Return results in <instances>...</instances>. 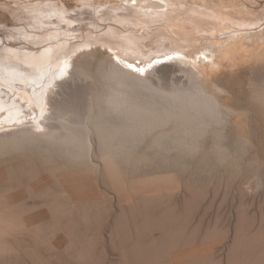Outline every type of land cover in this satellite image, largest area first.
<instances>
[{"label": "rangeland", "instance_id": "obj_1", "mask_svg": "<svg viewBox=\"0 0 264 264\" xmlns=\"http://www.w3.org/2000/svg\"><path fill=\"white\" fill-rule=\"evenodd\" d=\"M100 1L105 8L122 0ZM168 1L174 12L161 21L171 16L175 24L157 23L143 42L153 57L142 63L143 54L130 52L127 59L116 40L102 37L108 22L98 19L75 37L60 35L68 59L95 53L84 56L75 77L67 63L44 84V96L62 102L58 114L22 100L13 117L0 108V133H19L0 137V264H264V0H187L196 11H184L185 0ZM64 2L80 11L93 0H0V36L17 42L9 34L15 26L25 31L20 24L55 31L30 27L34 20L18 11L47 3L67 10ZM238 25L242 31L232 32ZM175 31L200 41L172 43ZM165 39L167 48L156 46ZM204 42H218L209 57ZM186 46L193 56L182 53ZM113 68L125 71L124 82H152L160 93L151 98L165 117L125 130L103 100L118 85L106 75ZM199 84L213 96L214 113L180 116L167 106L170 91ZM134 91L150 99L145 89ZM50 111L55 117L44 118L51 126L44 130L39 121ZM70 119L87 121L85 145L62 138Z\"/></svg>", "mask_w": 264, "mask_h": 264}, {"label": "bare ground", "instance_id": "obj_2", "mask_svg": "<svg viewBox=\"0 0 264 264\" xmlns=\"http://www.w3.org/2000/svg\"><path fill=\"white\" fill-rule=\"evenodd\" d=\"M123 1H125V4H122ZM95 2L99 3L98 7L94 6L95 9H90L92 4L94 3L93 0L92 4H89L86 8H83L80 11L78 7L76 10H74L75 8L74 6L71 7L67 5L65 2L64 3L67 5V7H69V8L66 7L67 10L62 6L54 7V5L47 3L45 4V7L36 9L34 12H30L31 10L28 11L29 8H27L25 12H23V10L21 12L18 11L20 13V18L23 17L26 19L29 17L30 19L34 20V24L31 21L28 23L30 27H38L39 25H41V26H46L45 29L55 28L54 29L55 31H51V33L47 32L40 34V33H36L35 30L34 31L32 29L28 30L24 24H20L19 27H21V29L25 31H20V28L15 26L13 29H16L17 33L10 32L9 34L10 37L14 38L15 41L16 39H18L17 42L14 43L9 42L8 38L7 41H5L3 36H0V85L2 88L4 87L7 89V90L4 89L5 91H3L2 93L3 95L0 94V108L4 109V111L10 112V114L11 112L18 113L22 108L21 107L22 105H20L22 100L24 101V104L26 103V101H29V104L31 105L32 108H34L35 106L38 107L41 113H43L45 109H50L51 105L53 107V110L55 109L54 107H56L55 109L56 111L60 109V107L62 106V102L59 99H57L56 97H50L46 94H45L46 96H44L45 93L44 90H46L45 89L46 85L44 84L52 80L54 73L60 72V68L64 69L67 63L70 65L71 68L70 70L71 73L69 74L73 75L74 73H72V71L73 72L76 71L77 73L81 68L84 67V63H83L84 56L95 53L94 50H90V52L85 51L75 56L74 59L73 58L68 59L67 55H64V49L66 46L64 45V43L60 44L59 42V40L61 39L60 35L62 32H65L66 34L60 41L67 40L69 36L72 35L75 37L77 33H80L82 31V29L80 28L85 29L86 25L89 24L93 25L94 21L97 22L98 19H102L101 21L108 22L107 25L104 26V32H103L104 34L102 35V37H104L105 40L109 41V43L116 40L119 43V47L122 50V52L123 53L127 52L126 54L127 59L132 60L131 58H129L131 54L130 52L132 53L139 52L143 54L142 56H140V58L138 57L139 58L138 60L143 63L144 59L146 58L145 56L153 57V55L150 52V48H149L150 45H148L146 48L145 46L146 44H144L143 42H147L148 41L147 39L154 36L155 32L153 33L151 31L153 29L155 30L156 26L158 27L157 23L161 25L167 23L168 27L175 24L171 22L173 19V17L171 16L169 19L166 18V20L161 21L163 19L162 16H165L169 12H174V8H171V6L170 8L168 7V5L170 4L168 0H122L120 2L107 1L106 2L107 6L105 5L106 6L105 8L103 6L105 2H102L100 0H95ZM180 4H183L184 11L190 9L189 6L191 5L194 6L195 11L196 8H198L197 6H195L197 3L195 2L190 3L187 0L183 2L180 1ZM214 15L217 14L215 13ZM159 21H161V23ZM241 24L239 23L240 26ZM95 25L96 24H94V26ZM98 25L100 24L98 23ZM118 25L124 27L125 30L123 31L118 30L116 28V26L118 27ZM239 25L238 28H233L232 32L242 31ZM227 27L228 25H226V29ZM179 28L180 29L183 28L182 29L183 31H188L189 29L188 27H181V26H179ZM175 32L174 34L171 33L172 35L170 34L172 43H174L173 41L175 40L176 37L177 39L180 38L184 40V42L187 45L194 40L200 41V38L198 37H197L198 39L196 38L192 40L189 38V36H185L180 31L176 33ZM201 32L205 33L206 31L205 32L201 31ZM160 35L164 36L163 34ZM206 35H210V34H206ZM175 42H177V40ZM207 42H204L203 44L200 43L199 45L202 46L203 53L205 54V56L209 57L210 55L208 53L214 54L215 52L212 51V49H210V46H216L218 42H209V43ZM159 44L161 47L163 46L162 48H167L169 46L168 40L166 39L163 42L161 41V43L156 42L157 47L159 46ZM109 45L112 48H117L116 46H114V43L113 45L111 44ZM191 47L186 46L185 49L187 50V52L186 51L182 52V50L181 52L186 55L193 56L194 50ZM198 51L199 49L195 50L196 53H198ZM212 63L214 64L215 60H212ZM53 65L56 66L54 70L52 69ZM168 66H170V64ZM172 67H170V69ZM114 69L115 68H113V70L111 71H107L106 75L109 78H111V80L112 78H118V85L117 86L115 84H114L115 86L110 85L109 90L107 92L105 91L106 93L103 94L104 95L103 100L106 103V106L108 105L106 109H111L112 112L114 113L117 112L121 114L122 119L124 120V125H125L124 127H126V129L122 127L123 129L125 130L129 129L131 131H134L137 130L142 125H144L145 123L147 124L149 122H154L159 118L165 117L164 115L167 114L166 113L167 111L164 110L161 111V109L156 107L155 102L151 98V96L160 93L159 89L155 85H153L152 82L151 83L148 82L146 83V81L140 82V80L138 79L139 80L138 81L136 80V78L130 81L128 80L129 81L128 83L124 82L123 78L125 71L120 73L122 70L119 72V68L118 71ZM60 81L58 83L59 85L65 80H62L61 82ZM35 85H40V87H35ZM143 89H145L148 93L151 94L149 95L150 99L143 98L144 99L143 100L141 98L142 100H138L137 98H134L132 96L134 90H143ZM1 91L2 90H0V92ZM50 93L52 94V92ZM54 94L53 96H57L56 94L55 95ZM165 96L168 99L167 106L178 107V111H174V112H177L180 116L191 115L189 113L190 110H193L198 114L200 113L210 114V113H214L215 107H217L216 102L213 99V96L210 93L206 92V90L200 84L196 85L192 90L187 89V91L174 89ZM46 105H49V108H46L47 107ZM63 107L65 108V106ZM216 111L218 110L216 109ZM168 112L171 111L168 110ZM50 113L49 114L52 115V117L44 115L43 119L39 121V125L43 127L44 130L45 128H47L48 130L49 128H51L50 124L46 123L44 119V118L52 119L54 116L53 115L54 111H50ZM58 113L59 111L57 112V114ZM11 116L13 117V114H11ZM14 117L16 116L14 115ZM66 124H67L66 127L67 131L64 134L62 133L63 134L62 138L67 141H75L80 145L81 143L83 144L86 137L88 138L87 135L88 128H86L88 126L87 121L85 123H79V122H75L73 119H70L67 121ZM32 132L35 134L39 133V131L37 132L33 130ZM48 134H50L49 136H51V138L54 139L56 138L57 140L60 137V135L59 136L57 134L55 135L53 132H49ZM18 135L19 133H14L13 131L0 133L1 138L2 137L5 138L8 136H18ZM62 138L60 137V140H62Z\"/></svg>", "mask_w": 264, "mask_h": 264}, {"label": "snow or ice", "instance_id": "obj_3", "mask_svg": "<svg viewBox=\"0 0 264 264\" xmlns=\"http://www.w3.org/2000/svg\"><path fill=\"white\" fill-rule=\"evenodd\" d=\"M142 71V70H141Z\"/></svg>", "mask_w": 264, "mask_h": 264}]
</instances>
